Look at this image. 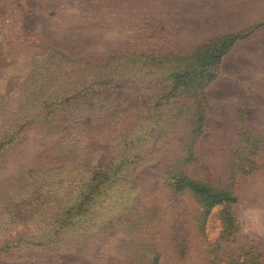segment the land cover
Instances as JSON below:
<instances>
[{
	"label": "rangeland",
	"instance_id": "rangeland-1",
	"mask_svg": "<svg viewBox=\"0 0 264 264\" xmlns=\"http://www.w3.org/2000/svg\"><path fill=\"white\" fill-rule=\"evenodd\" d=\"M184 1L0 0V264H264V0Z\"/></svg>",
	"mask_w": 264,
	"mask_h": 264
},
{
	"label": "trees",
	"instance_id": "trees-1",
	"mask_svg": "<svg viewBox=\"0 0 264 264\" xmlns=\"http://www.w3.org/2000/svg\"><path fill=\"white\" fill-rule=\"evenodd\" d=\"M261 27H264V21L259 24L250 25L246 29L237 33L218 36L203 44L198 50L204 51V53H198L197 56L200 58L201 69L203 71L208 69L209 71H205L203 76L202 73L200 74L201 76L199 77H201V82L198 87L203 89L209 82L213 81L215 76H217V69L219 68L222 58L229 53L237 42L246 39ZM189 62L190 63L186 62V65H188L187 67L193 68V55L190 56ZM190 77H193V73L190 70H184V73H178V75L175 76V87H178L180 84L185 85L184 82ZM200 98L204 101L202 94H200ZM195 116L196 119L192 130L193 137L198 135L201 131L204 120L203 108H200V110L195 113ZM174 179L175 192L180 193L185 190L191 191L202 203L205 204L207 207L206 213L216 205L232 203L236 200V197L230 192L217 191L214 188L199 183L187 176L178 175Z\"/></svg>",
	"mask_w": 264,
	"mask_h": 264
},
{
	"label": "crops",
	"instance_id": "crops-1",
	"mask_svg": "<svg viewBox=\"0 0 264 264\" xmlns=\"http://www.w3.org/2000/svg\"><path fill=\"white\" fill-rule=\"evenodd\" d=\"M184 2H188V3L193 4V2H199V1L198 0H187V1H184Z\"/></svg>",
	"mask_w": 264,
	"mask_h": 264
}]
</instances>
